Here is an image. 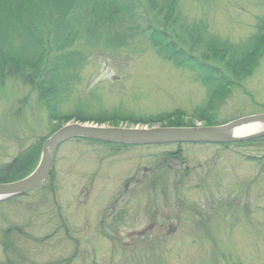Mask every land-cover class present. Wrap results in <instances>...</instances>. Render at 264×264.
<instances>
[{
  "label": "rangeland",
  "instance_id": "1",
  "mask_svg": "<svg viewBox=\"0 0 264 264\" xmlns=\"http://www.w3.org/2000/svg\"><path fill=\"white\" fill-rule=\"evenodd\" d=\"M119 2L127 23L140 17L160 28L146 0ZM176 12L179 22L240 45L263 24L264 0H177ZM127 23H107L88 37L77 29L63 54L80 61L61 70L56 88L61 119L80 108L88 117L115 116L105 125L149 127L181 111L200 125L195 109L211 98L215 123L264 113V52L246 76L216 64L228 86L213 92L201 72L164 58L144 34L107 40ZM42 73L32 82L22 74L0 82V169L61 121ZM177 148L65 141L50 190L0 200V264H264V145L181 144L179 157L162 155Z\"/></svg>",
  "mask_w": 264,
  "mask_h": 264
},
{
  "label": "trees",
  "instance_id": "2",
  "mask_svg": "<svg viewBox=\"0 0 264 264\" xmlns=\"http://www.w3.org/2000/svg\"><path fill=\"white\" fill-rule=\"evenodd\" d=\"M146 2L155 14L152 19L160 17L159 21L156 18L160 28L152 27L149 22L140 23L139 21L142 20L140 17L127 23L125 9L120 5L119 0H0V82L11 75L19 74H22L24 80L32 82L40 78V73L43 72V79L39 83L47 84L45 90L52 92L51 98L47 100L53 105L52 115H58L56 118L61 120L53 130L55 131L71 119L81 122L95 121L101 124L115 118V116L88 117L80 108H76L73 113L61 119L62 116L54 110L60 100L56 88L64 81V73L61 70L72 69L80 61L77 56L69 53L68 56L63 54V51L71 46L80 30L89 31L86 32L88 37L107 23L112 24V28L116 23H127L126 29L120 31L119 27L117 32L107 37V40L121 44L127 39H132L135 34H144L146 38L156 42L154 48L160 55L180 66L192 65L197 68L203 74L209 90L219 93L228 86V83H225V72L217 66L218 64H223L233 71L236 77L246 76L256 62V58L264 52V21L245 43L234 45L208 34L202 25L179 22L176 12L177 0H146ZM100 36L102 33L99 34ZM46 61L50 64H45ZM45 65H49L46 71H44ZM25 69L31 71V76L23 74L22 71ZM211 102L212 98L208 100L207 107L195 109L202 114L200 116L202 125L218 124L208 115ZM165 117L167 122L161 123L163 126L194 125L193 122L184 121V114L181 111L155 120H162ZM137 121L135 123H146ZM155 123L159 122L155 121ZM110 125H118V122ZM253 143L264 145V135L238 141L235 144ZM177 146L175 151H166L162 155L179 157L180 144ZM40 148L41 142L28 146L4 164L0 169V182L14 181L29 173L38 160ZM262 158L264 159V155ZM52 179L53 172L50 173L47 184L44 183L41 189L46 187L50 190Z\"/></svg>",
  "mask_w": 264,
  "mask_h": 264
},
{
  "label": "water",
  "instance_id": "3",
  "mask_svg": "<svg viewBox=\"0 0 264 264\" xmlns=\"http://www.w3.org/2000/svg\"><path fill=\"white\" fill-rule=\"evenodd\" d=\"M254 122L264 124V113L238 117L221 124L201 126H110L68 122L43 141L38 162L30 173L14 181L0 182V200L23 195L39 186L51 171L58 146L68 138L82 137L120 145L225 144L264 135V130L243 136L231 134L235 127Z\"/></svg>",
  "mask_w": 264,
  "mask_h": 264
},
{
  "label": "bare ground",
  "instance_id": "4",
  "mask_svg": "<svg viewBox=\"0 0 264 264\" xmlns=\"http://www.w3.org/2000/svg\"><path fill=\"white\" fill-rule=\"evenodd\" d=\"M94 124L98 125L97 122H95ZM99 125H105V124H99ZM260 128H261V123H258V122L249 123V124L240 125V126L235 127L234 129L231 130V134H234L237 136H243L247 134L256 133L257 131H259ZM53 167H54V163L52 165V168Z\"/></svg>",
  "mask_w": 264,
  "mask_h": 264
},
{
  "label": "flooded vegetation",
  "instance_id": "5",
  "mask_svg": "<svg viewBox=\"0 0 264 264\" xmlns=\"http://www.w3.org/2000/svg\"><path fill=\"white\" fill-rule=\"evenodd\" d=\"M109 227H110V229H112V230H115V229H113V227H112V222H111V219H110V222H109Z\"/></svg>",
  "mask_w": 264,
  "mask_h": 264
}]
</instances>
